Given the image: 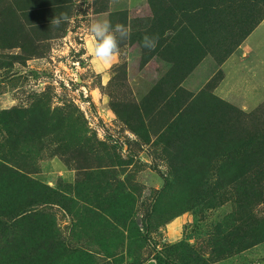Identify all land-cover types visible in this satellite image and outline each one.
Masks as SVG:
<instances>
[{
  "label": "rangeland",
  "instance_id": "obj_1",
  "mask_svg": "<svg viewBox=\"0 0 264 264\" xmlns=\"http://www.w3.org/2000/svg\"><path fill=\"white\" fill-rule=\"evenodd\" d=\"M15 1L0 0V147L20 135L12 163L57 201L36 206L43 222L27 264H264V248L243 254L264 242L232 245L225 258L218 250L239 224L220 172L233 147L264 136V0H200L180 16L207 41L187 75L185 56L198 52L182 47L174 67L145 60L132 39L135 22L151 28L172 0H130L131 16L110 12L112 0H69L64 28L28 26L35 55L3 35ZM100 11L130 33L108 64L93 57L88 32ZM157 31L170 56L173 32ZM251 216L264 220V203Z\"/></svg>",
  "mask_w": 264,
  "mask_h": 264
},
{
  "label": "trees",
  "instance_id": "obj_2",
  "mask_svg": "<svg viewBox=\"0 0 264 264\" xmlns=\"http://www.w3.org/2000/svg\"><path fill=\"white\" fill-rule=\"evenodd\" d=\"M151 1L155 2V0ZM68 2L69 0H16L15 4L10 2L3 35L13 37V39L17 38V46L28 55L38 54V46L31 36L36 37L37 31L30 33L31 28L28 26L51 24L52 19L56 16L60 17L61 14L71 17L72 7ZM200 4V0H197L195 7L188 6L185 0H172L171 5L163 6V13L153 19L151 28L145 29V31L139 30L136 22L133 21L136 28H134L132 39L142 46L145 60L159 56L173 62V66L176 67L184 60L178 51L182 47H188V51H195L198 54L185 56L189 60L186 75L203 60L207 54V41L202 37V31L198 30V23L187 24L185 23L186 19L182 21L179 18L180 16L186 18L191 11L199 8ZM42 13L46 14L44 15L47 19L40 16ZM122 13L127 15L126 11H122ZM158 26H161L162 30H171L174 34L171 37V42L166 44L168 49L172 50L170 56L165 55L162 50L164 43L157 44L154 51H149L142 45L145 33L155 35L156 32L159 37ZM59 28H64V25ZM33 124L34 122H31V126ZM16 137L10 145L0 147V264L28 263L29 255L31 252L34 253L28 244L34 239L36 230L43 222L41 218L43 215L36 210V206L57 202L49 194L47 186L26 174L28 169L25 166L27 165L12 163L15 160L14 157L18 155L17 150L21 142L20 135L17 134ZM254 137L255 139H250L247 142L242 141V144L245 145L244 150H235L233 147L234 155H230L231 160L220 172L235 196L234 219L239 224L235 225V229L227 234V241L219 245L218 250L222 254L219 258L233 254L235 249L232 245H243L242 249L246 250L264 242V220L257 224L251 216V212L253 215L259 204L264 203V136ZM250 174L257 178L256 182L250 180ZM247 237L250 239L249 241H247ZM27 251L29 252L27 253ZM199 261L200 258L197 259L198 264H200ZM167 264H173V262L167 259Z\"/></svg>",
  "mask_w": 264,
  "mask_h": 264
},
{
  "label": "clouds",
  "instance_id": "obj_3",
  "mask_svg": "<svg viewBox=\"0 0 264 264\" xmlns=\"http://www.w3.org/2000/svg\"><path fill=\"white\" fill-rule=\"evenodd\" d=\"M69 17L61 14L51 21V26L59 28ZM88 32L92 40V55L98 61L108 64L114 59L119 50L120 42L129 37L128 28L117 22L115 25L109 20H96L88 26ZM159 37L145 33L142 38V45L149 51H154L157 47Z\"/></svg>",
  "mask_w": 264,
  "mask_h": 264
},
{
  "label": "crops",
  "instance_id": "obj_4",
  "mask_svg": "<svg viewBox=\"0 0 264 264\" xmlns=\"http://www.w3.org/2000/svg\"><path fill=\"white\" fill-rule=\"evenodd\" d=\"M114 0H112L111 1V7H113V10H111L110 12H112V11H117V10H123V11H128L129 12V15L131 16L132 14H135L134 12H132L131 10L133 9L132 8V6L133 5H135V4H131L130 3V0H118V2L116 1H114ZM133 1V0H132ZM140 0H138V2H139ZM121 3V6H119V4ZM96 20H109V21H111V19H110V14L108 13V12H106V11H100V12H95V13H93V16H92V22L93 21H96ZM91 22V23H92ZM262 246H264V245H257V246H255V247H253V249L252 248H250V249H248V250H246L243 254H248L249 256H252V253H251V251L252 250H257V253L256 254H258V249H262V248H264V247H262ZM249 252V253H248ZM263 253H264V251H263ZM242 254V255H243ZM241 255V256H242ZM262 254H260V256H261ZM228 261V264H234V263H236V261H237V263H238V260H236V259H228L227 260ZM224 262V261H223ZM221 263V262H220ZM263 263V262H262ZM221 264H223V263H221ZM239 264H240V262H239Z\"/></svg>",
  "mask_w": 264,
  "mask_h": 264
}]
</instances>
